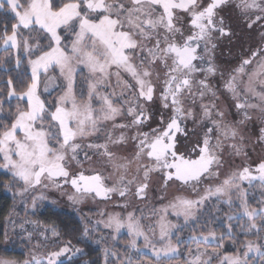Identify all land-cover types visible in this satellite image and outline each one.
<instances>
[{"label": "snow or ice", "instance_id": "obj_1", "mask_svg": "<svg viewBox=\"0 0 264 264\" xmlns=\"http://www.w3.org/2000/svg\"><path fill=\"white\" fill-rule=\"evenodd\" d=\"M229 2L0 0V9L15 20L10 29L5 25L0 31V49L15 53L17 68L26 57L30 68L19 89L11 76L4 82L7 97L20 102L9 111L8 122L0 123V168L12 178L5 187L19 183L16 194L21 196L40 190L32 197L33 209L38 200L48 198V189L59 190L73 205L88 196L108 200L114 193L143 200L153 174L161 173L165 192L178 182L190 193L179 192L154 208L148 224L132 211L126 217L108 213L97 221L111 231L114 242L123 232L130 237L123 255L103 248L104 264L109 257L118 264H172L178 257V264H253L255 256L264 260V158L225 169L226 154L248 157L242 127L253 123L250 112L259 113L257 119L264 124V48H257L227 75L220 72L219 87L209 83L218 72L213 34H231L220 16ZM235 7L249 28L264 21V0H236ZM44 38L47 44L41 43ZM56 89L59 94L47 99ZM221 89L231 95L242 119L227 118L218 103ZM157 100L162 110L157 126L141 131L152 120L147 106ZM189 121L202 135L190 151H182L180 137L188 136ZM129 141L133 151L122 154ZM250 143L253 151L264 147V127ZM97 161L99 169L93 166ZM256 181L261 192L253 206L244 183ZM213 199L228 205L227 221L246 223H227L224 231H217L212 224L219 217L211 214L201 223ZM25 223L35 226V236L27 232V240L35 239V244L23 259L0 255V264H64L65 254L82 251L70 240L61 241L54 224ZM19 227L23 230L24 223ZM185 228L186 238L181 235ZM141 238L143 245L138 243ZM8 239L6 232L5 243ZM49 241L60 246L40 251ZM142 249L155 259L133 260V252Z\"/></svg>", "mask_w": 264, "mask_h": 264}, {"label": "rangeland", "instance_id": "obj_2", "mask_svg": "<svg viewBox=\"0 0 264 264\" xmlns=\"http://www.w3.org/2000/svg\"><path fill=\"white\" fill-rule=\"evenodd\" d=\"M13 54L15 56L14 52ZM25 59L27 60L26 57ZM28 69L30 72L29 66ZM50 74L55 75L56 73ZM83 75L86 76L87 73L85 72ZM59 91V89H56L52 91L51 96H47V94L45 95L47 96V99L53 100L59 94ZM147 107L149 112L152 114V120L146 123L143 128L140 129L141 131H149L150 128L156 127L162 111L158 100ZM164 115L167 116L168 113L164 112ZM250 115L253 117V123L242 127V129L245 127L250 128L252 124L257 122V128L259 131V128L261 127L260 120L257 119L259 113L251 112ZM239 119L240 118H236V120ZM188 124L192 125L190 121ZM116 134L118 135L119 133L117 132ZM131 134L132 132L130 131L129 135ZM254 140L255 139L252 137H245V143L249 145L246 148L248 157L241 156L229 158L227 154L225 155V159L228 161V163L225 165V169L227 171H231L237 167H242L245 164L254 165L261 158H264V147L256 146L255 150H252L253 145L250 143V141ZM132 151L133 144L131 141H129V144L121 150V153L128 154ZM95 159L96 158L94 157V160ZM93 166L99 169L101 165L100 162L97 161ZM11 180V174L8 173L6 169L0 168V190L11 195L14 201L13 210L2 225L3 231L5 233L7 232L9 239L7 243L3 241V243L0 245V255L16 259H23L25 257L29 249L36 242L35 239H33L31 242L27 240V232H33L35 236L36 231L34 230L35 226L33 224L25 223V221L34 220L42 223L38 220V215L44 206H47L52 210L50 211L49 216H54V222L56 223L55 226L61 233L60 240H70L73 246L82 249L81 252L75 254L70 252L61 257V259L64 261V264H86V262L87 264H104L103 248L106 246L113 248L114 250H118L121 255H123L125 251H128V249L125 247V241L130 239V237L127 236L126 232H123L121 235H119L118 242H114L111 239V231L109 229H105L103 224L96 223L99 220L106 219L108 213L120 212L126 217L127 212L132 211L137 216L143 215L145 219L142 222L148 224L152 219H154L151 217V213L154 208H159L161 203H167L168 199H171L172 196L178 194L179 192H183L186 195L190 193V189L186 190L182 188L179 183L170 184L167 191L165 192L161 187L163 183L162 174L155 173L153 174L150 181L147 198L143 200L138 199L131 194L126 198H121L118 193H114L108 200L101 198L93 199V197L88 196L85 197L79 204L73 205L67 200L66 196L61 195L59 190L48 189L44 190V195L48 198L44 201L38 200L37 207L33 209L31 207L32 197L39 195L40 190L30 192L25 196H21L16 194L17 188L21 187L19 183L12 182L11 189L5 187V184L9 183ZM109 183H111V181H109ZM244 187L248 191L249 202L255 206L261 192L259 181L254 182L251 186L245 182ZM64 190L71 191L69 186H65ZM162 195H166L167 197L164 201L159 199V197ZM124 204L128 205L127 208L122 207ZM217 209L219 210L217 211ZM229 211L230 210L227 204H224L223 202H217L215 199H213L203 210L200 222L203 223L205 220H207L209 218V214H211L212 217L218 216L219 220H215V222L212 224V227L216 228L217 231H224L227 223H233L237 226L246 223V219H234L233 221H227L225 213H228ZM169 219H172L174 222H176L175 217L170 216ZM67 222L75 226L73 232H70L72 229L67 227ZM21 223H24L23 230L19 227ZM179 223H183L182 219L179 221ZM42 224L45 223L43 222ZM85 225H87L89 228L88 236L84 235ZM181 235L186 238L189 235V228H185ZM101 237L104 238L103 241L99 244L96 243L95 241L101 240ZM138 243L143 245V239L141 238ZM59 246V243L54 244L49 241V246L47 248L40 249V251L47 252L49 250H55V248ZM149 257L155 259L152 257V254L148 249H142L141 253L133 252V260L142 261L148 259ZM181 259L182 257H178L177 260L172 261V264H178V261ZM109 264H118V262L116 261L115 257H109ZM161 264H169V262L167 260H162ZM253 264H264V260H262V258L259 256H255Z\"/></svg>", "mask_w": 264, "mask_h": 264}, {"label": "flooded vegetation", "instance_id": "obj_3", "mask_svg": "<svg viewBox=\"0 0 264 264\" xmlns=\"http://www.w3.org/2000/svg\"><path fill=\"white\" fill-rule=\"evenodd\" d=\"M235 2L236 0H230L220 10V16L224 18L225 26L231 34L224 36H221L218 32L213 34V43H215L216 48L213 50L212 55L218 72L215 77H209V83L214 87H219L222 83L220 80V72L227 75L257 48H264V38L261 35L264 33V21L258 22L252 28H249L246 20L240 15L238 9H236ZM219 95L220 99L218 103L228 113L227 118L229 120H236V118L242 119V113H237L231 95L223 94L222 89ZM260 125L264 127V124H261V122ZM187 128L189 129L188 136L186 138L183 136L180 137L182 151L185 149L190 151L196 144L199 136L202 135V130L199 127L193 130V125L187 123ZM257 133V122L252 124L250 128L245 127L242 129V134L245 137L249 136L255 139Z\"/></svg>", "mask_w": 264, "mask_h": 264}, {"label": "trees", "instance_id": "obj_4", "mask_svg": "<svg viewBox=\"0 0 264 264\" xmlns=\"http://www.w3.org/2000/svg\"><path fill=\"white\" fill-rule=\"evenodd\" d=\"M21 2L23 3V0H21ZM12 23H15V20L12 18V14L10 12H7L5 9H0V31L4 29L5 25H7L10 29ZM25 34L27 35L28 33L25 32ZM32 35L43 37L42 33L33 32ZM41 43L47 44L48 41L46 38H44L42 39ZM14 58L15 56L12 51L5 52L4 50L0 49V62H3L0 63V89H4L3 94H0V102H2L3 106V111L0 112V123H7L11 118L9 116V111H14L17 104L20 103L15 98L9 99L7 97V88L4 82L9 76H11L17 82V87L19 89L20 81L27 80L28 78L29 69L27 60L23 58L22 63L17 68ZM21 106H23L22 103ZM13 207L14 201L12 199V196L0 190V245L4 241L5 235V232L2 228L3 222L12 212ZM50 211H52L50 207L44 206L41 212H39L38 220L42 223L44 222L45 224L49 223L56 225V223L54 222V216H49ZM67 227L72 229L70 232H73V229L75 228V226L73 224H70L69 222H67Z\"/></svg>", "mask_w": 264, "mask_h": 264}]
</instances>
